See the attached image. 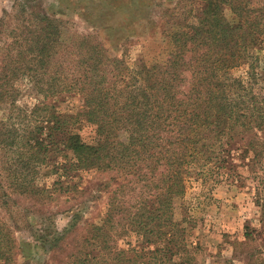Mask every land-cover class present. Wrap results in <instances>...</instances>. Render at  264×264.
Returning a JSON list of instances; mask_svg holds the SVG:
<instances>
[{
  "label": "trees",
  "instance_id": "obj_1",
  "mask_svg": "<svg viewBox=\"0 0 264 264\" xmlns=\"http://www.w3.org/2000/svg\"><path fill=\"white\" fill-rule=\"evenodd\" d=\"M146 1L106 0L128 10L127 25L118 29L124 35L161 36L157 54L133 65L112 57L95 34L65 37L63 22L34 0L33 23L14 31L0 67V110L16 105L23 78L39 97L30 135L0 129V148L17 152L9 166L0 165L1 207L10 210L14 196L47 205L58 188L72 194L79 190L76 173L121 179L103 220L85 222L83 232L71 208L62 229L55 219L33 224L30 236L50 256L40 264H198L189 219L176 217L188 179L238 185L243 165L255 175L264 171V0H201L198 11L191 0H179L157 4L148 17ZM242 65L246 76L234 77ZM75 97L79 110H60ZM85 122L93 127L91 140L81 134ZM50 170L57 179L42 185ZM15 235L0 219L3 264L18 263ZM130 237L136 242L119 245Z\"/></svg>",
  "mask_w": 264,
  "mask_h": 264
},
{
  "label": "rangeland",
  "instance_id": "obj_2",
  "mask_svg": "<svg viewBox=\"0 0 264 264\" xmlns=\"http://www.w3.org/2000/svg\"><path fill=\"white\" fill-rule=\"evenodd\" d=\"M178 1L147 0L152 6L140 11L146 17L150 13L151 16L156 15L157 4L174 6ZM191 1L198 11L201 0ZM25 2V12L28 9V14L22 11ZM34 4L36 9L39 6L63 22L65 37L95 34L107 45L112 57L124 58L130 65L156 55L161 47V36L149 37L146 33L137 36L130 31H125L124 35L118 31L119 27L127 25L125 23L129 12L126 9L117 11L106 0H34ZM31 13L33 0H0V67L8 61L9 46L13 44L16 35L14 31L21 33L33 23ZM138 30H145L143 23H138ZM21 36L24 38L25 34ZM127 37V40L121 42ZM261 49L260 55H264V43ZM248 71V65H242L231 73L236 78H243ZM38 97L33 92V83L28 78L21 79L16 105H4L0 110V129L14 127L23 134L33 131L31 112ZM81 104V99L75 97L59 106L61 111L70 112L79 110ZM81 134L86 140H91L95 136L92 125L83 123ZM16 155V150L8 153L3 146L0 148V165L9 166ZM251 170L246 165L239 169L243 181L238 185L188 179L186 194L178 201L176 217L180 220L183 216L189 219V239L200 246L196 255L198 264H264V171L256 170V176ZM44 173L40 183L52 185L57 179L56 173ZM73 175L76 176L74 182L78 184L79 190L65 194L58 188L47 205L18 196L13 197L14 205L10 210L0 205V219L16 232L19 243L17 264H40L50 259L49 252L30 236L33 224L38 225L44 220L46 226L50 223L49 219H55L56 225L62 229L68 224V210L71 208L80 217L78 232H83L85 222L100 223L105 217L110 192L121 179L117 182L116 175L95 171ZM246 235H249L248 238ZM136 240V237L121 239L119 245L125 247L126 242L135 243Z\"/></svg>",
  "mask_w": 264,
  "mask_h": 264
}]
</instances>
